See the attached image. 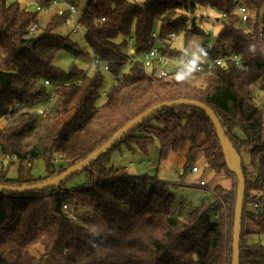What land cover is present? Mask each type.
Masks as SVG:
<instances>
[{
  "label": "trees",
  "instance_id": "trees-1",
  "mask_svg": "<svg viewBox=\"0 0 264 264\" xmlns=\"http://www.w3.org/2000/svg\"><path fill=\"white\" fill-rule=\"evenodd\" d=\"M245 3L249 21L242 24L236 14L222 20L212 55H239L246 70L230 62L212 75H193L179 83L175 75L159 78L139 61L106 91L105 75L113 79L122 73L129 49L139 57L158 45V39L162 52L180 58L182 52L167 43L169 35L209 38L203 27L207 7L229 14L230 0H86L84 6L76 1L77 22L86 29L83 41L99 63L94 72L74 65L67 72L54 65L62 52L87 56L86 48L71 40L65 17L62 24L53 16L43 25L41 12L29 10L20 0H0V157L9 163L8 170H0V185L51 180L155 106L204 103L218 116L242 161L247 189L240 264H264V109L247 95L250 87L264 81V0ZM33 25L37 27L30 33ZM62 26L69 34L60 31ZM250 44L255 45L254 53ZM79 78V87L55 90L46 116L23 109L46 96L45 81ZM19 104L22 108L17 109ZM155 141L161 159L184 154L186 169L203 155L207 167L230 179L232 189L215 187L212 199L181 217L168 184L109 167L113 151L127 145L146 153ZM244 153L250 157L247 165ZM38 160L46 173L33 178L30 170ZM16 163L17 179L8 178ZM81 172L88 180L76 189L68 188L69 179L35 193L0 194V264H231L237 176L229 172L216 129L205 113L187 107L157 112ZM64 204L81 214L78 222L68 217ZM37 242L43 248L38 261L28 250Z\"/></svg>",
  "mask_w": 264,
  "mask_h": 264
},
{
  "label": "rangeland",
  "instance_id": "rangeland-1",
  "mask_svg": "<svg viewBox=\"0 0 264 264\" xmlns=\"http://www.w3.org/2000/svg\"><path fill=\"white\" fill-rule=\"evenodd\" d=\"M22 5L29 6L28 0H20ZM72 1V0H71ZM79 0H73V3H76ZM134 3H141L146 0H131ZM29 10H34L33 5L28 7ZM49 10L46 13H41L40 17L42 19V24H47L53 16H58V20L62 24L63 18L65 17L64 13H61L62 10ZM66 12V9L63 8ZM63 14V16H61ZM208 14V11L207 13ZM206 24V25H205ZM203 27L205 31L210 29V26L205 23ZM159 27L155 30L156 37H159ZM61 32L69 34V30L67 27L62 26L60 28ZM71 34V33H70ZM73 40H76L81 48H86L85 43L81 40L79 35H73ZM71 38V40H72ZM197 38L201 45L206 42V39L202 36H193L188 40H185V37L182 35L176 36L172 44V48L179 52H183V49L188 46L189 41ZM87 56L75 57L67 52H62L56 58L54 65L60 70L69 71L70 67L74 65L76 68L87 70L91 60L93 58V54H91L90 50L86 48ZM91 76V74H89ZM105 90L107 91L111 86L113 79L112 77L105 75ZM264 81L257 84L256 86H252L249 88L247 95L252 97L255 104L260 108L264 109ZM30 113H35V111H30ZM43 116V115H41ZM0 127H3V122H0ZM244 161L247 164L250 162L249 154H243ZM110 165L116 168H126L127 172L130 175L135 176H148L153 178H158L160 181L168 184L169 189L175 193L176 195V212L179 216H186L193 208L199 206L205 200L208 201L212 199L213 192L215 187L221 186L223 188L231 190L232 183L230 179L224 173H214L209 167H207V160L204 156L198 157L195 161L194 166L185 168L186 159L183 155L172 154L166 159L160 158V144L155 141L152 145L148 147V151L146 153L140 151L135 146L129 148V146H122L119 150H115L111 153L109 157ZM15 163L14 160H12ZM0 160V164H1ZM193 167H198V173H192L191 169ZM19 165L13 164L10 171H8L7 177L11 179H17L18 176ZM46 173L45 164L41 160L35 161V164L30 170V174L33 178L44 177ZM88 178L85 173L81 172L80 174L75 175L72 179L67 182L68 188L76 189L81 187L87 182ZM205 181L206 185L203 188L199 187L200 181ZM213 190V191H212ZM68 217L73 219V221L78 222L80 219V215L78 213L74 214L73 210L70 207L63 209ZM81 211V210H80ZM29 253L31 256L37 261L41 259L43 255V248L37 242V244L31 245L29 248ZM42 264H49L46 261Z\"/></svg>",
  "mask_w": 264,
  "mask_h": 264
},
{
  "label": "built area",
  "instance_id": "built-area-1",
  "mask_svg": "<svg viewBox=\"0 0 264 264\" xmlns=\"http://www.w3.org/2000/svg\"><path fill=\"white\" fill-rule=\"evenodd\" d=\"M11 1V0H7ZM29 6L33 5L34 10L39 11L41 13H46L49 10H62L61 13L65 14L64 23L68 26L71 35H79L81 37V40H83L84 34L86 33V29L82 27L77 22V15H78V9L76 8V4L70 2L69 0H51L47 3H42L39 0H28ZM230 5L233 8L229 14L227 13H220L215 10H212L210 7H207L208 14L204 17L205 23H207L210 26V29L208 30L207 34L209 38L206 39V42L201 45L205 52L207 53L206 57H203V63L201 65V70L196 72L194 75H212L215 72V69L217 67H226V65L230 62H233L235 66H237L240 70H246L245 66H243V60L241 56L230 53L229 55H224L222 52H219L217 55L213 56V49L215 48V42H216V34L218 32L219 26L222 25V20H226L230 15L236 14L242 24H245L247 21H249L250 18V9L248 5H246L245 0H230ZM28 6V7H29ZM63 8L66 9V12L63 10ZM263 9L262 7L259 9V13L261 15ZM101 22H104L105 19L101 18ZM36 25H33L31 27L30 33H32L33 30L36 29ZM73 37V36H71ZM74 38V37H73ZM72 38V40H73ZM176 39V36L174 34L169 35V39L167 43L172 44L174 40ZM158 41V45L154 46L150 51L145 52L144 54L140 55L139 57H135V53L132 49L128 50V54L130 55L129 60L123 67V71L121 74L113 77V83L117 86L118 83L122 80L124 72L128 70L130 66H133L136 62H141L146 68L147 71L150 73L156 72L157 76L161 79H169L170 76L175 75L179 68L178 60L179 57L176 55H171L170 51L162 52V42ZM74 44H78L76 40H73ZM99 66L98 60L94 57L91 63L89 64L87 70L90 72H94V70L97 69ZM104 73H108L109 69L107 66H101L100 67ZM82 83V78L79 79H73L69 81H63V83H57L53 84L52 82H44V85L47 88L46 96L43 99H40L36 103H34L30 107L23 108L25 111H35V113L39 115L46 116L50 109V104L54 102L55 98V90L60 87H70L73 85H76L79 87ZM106 93L103 94L105 96ZM22 108L19 104L17 109ZM8 121L12 120L11 116L6 117ZM15 161V160H14ZM5 164H0V170L3 169ZM192 173H198L199 168L193 167L191 169ZM206 182L200 181L199 187L203 188L205 187ZM68 204H64L63 208L67 210Z\"/></svg>",
  "mask_w": 264,
  "mask_h": 264
},
{
  "label": "water",
  "instance_id": "water-1",
  "mask_svg": "<svg viewBox=\"0 0 264 264\" xmlns=\"http://www.w3.org/2000/svg\"><path fill=\"white\" fill-rule=\"evenodd\" d=\"M81 5L84 6L86 0H79ZM192 108L203 112L207 115L208 119L211 121L213 127L216 129V134L219 139V143H221L222 151L224 158L226 159V165L230 173L235 174L237 176V197H236V206L234 211V224H233V238H232V249L233 256L231 264H240V256H241V237H242V225H243V209H244V200L246 195V180L244 176V172L242 171V161L241 158L238 157L237 152L232 147L231 143L226 138L225 130L221 125V122L216 116L215 112L211 110L206 104L198 103L193 101H173L171 103H165L162 105L155 106L145 112H143L140 117L135 119L134 121L128 123L123 127L119 132L111 137L105 144L102 145L99 149L96 150L93 154L81 160V162L76 165L68 168L66 172L51 178V180L36 183L35 185L29 186H11V185H0V194H30L35 193L36 191H44L51 189L53 187H57L63 183H66L73 176L81 173L82 170L88 168L92 164L96 163V161L106 155L111 149L115 146L116 143L123 140L126 135L132 132L135 128L140 126L144 121L156 115L157 112L163 110H171L178 108ZM6 170L9 169V163L5 161Z\"/></svg>",
  "mask_w": 264,
  "mask_h": 264
},
{
  "label": "clouds",
  "instance_id": "clouds-1",
  "mask_svg": "<svg viewBox=\"0 0 264 264\" xmlns=\"http://www.w3.org/2000/svg\"><path fill=\"white\" fill-rule=\"evenodd\" d=\"M249 51L254 53L255 45L250 44ZM206 56L207 53L197 38L189 41L188 46L183 49L182 55L178 60L179 68L175 73V80L183 83L190 79L196 72L201 70L203 57Z\"/></svg>",
  "mask_w": 264,
  "mask_h": 264
},
{
  "label": "crops",
  "instance_id": "crops-1",
  "mask_svg": "<svg viewBox=\"0 0 264 264\" xmlns=\"http://www.w3.org/2000/svg\"><path fill=\"white\" fill-rule=\"evenodd\" d=\"M0 160L2 161V162H1V164H3V160H2V158H1V157H0Z\"/></svg>",
  "mask_w": 264,
  "mask_h": 264
}]
</instances>
